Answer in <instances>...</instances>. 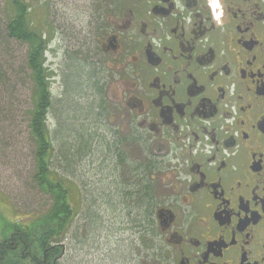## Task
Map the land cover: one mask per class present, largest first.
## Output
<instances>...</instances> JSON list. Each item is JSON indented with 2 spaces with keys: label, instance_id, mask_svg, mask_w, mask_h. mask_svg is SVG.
I'll return each mask as SVG.
<instances>
[{
  "label": "flooded vegetation",
  "instance_id": "af4514ba",
  "mask_svg": "<svg viewBox=\"0 0 264 264\" xmlns=\"http://www.w3.org/2000/svg\"><path fill=\"white\" fill-rule=\"evenodd\" d=\"M91 2L112 149L127 161L121 204L133 214L126 193L145 180L155 197L151 262L264 264V0H222L221 23L206 0ZM18 235L8 242L25 260L66 256L65 241Z\"/></svg>",
  "mask_w": 264,
  "mask_h": 264
},
{
  "label": "rangeland",
  "instance_id": "374dc122",
  "mask_svg": "<svg viewBox=\"0 0 264 264\" xmlns=\"http://www.w3.org/2000/svg\"><path fill=\"white\" fill-rule=\"evenodd\" d=\"M26 1L33 10L40 11L37 25L45 27L47 34L52 32L46 64L56 72L51 86L53 104L48 115L55 157L53 165L67 180L79 186L82 197L79 213L64 238L68 248L66 256L57 264H153L142 252L144 243L140 235L143 228L138 222H129L140 216L128 213L129 208L125 209L121 204L120 193L128 187L122 180L128 177L124 175L121 164H114L109 151V147L112 149V108L109 107L111 114L105 121L89 109L88 105L95 96L84 82L85 76L79 78L84 82L80 90L70 88L66 94L63 93L62 74L77 70L84 60L88 62L89 49L98 45L97 35H91L97 22L93 6L96 4L91 0ZM43 2L48 3V12ZM98 5L99 2L96 10ZM1 6L2 0L0 28L4 20ZM3 40L0 35V49L4 47ZM9 45V53L1 55L0 60L3 72H7L4 77L12 81L16 88H11L10 82L0 81V94L12 95L8 101L3 99L0 102L7 110L6 118L2 120L0 117V235L4 221L18 220L29 224L52 202L50 194L40 191L32 178L34 142L29 136L27 118L23 114V110L30 106L32 88L24 66L26 45L15 41H10ZM78 51L81 52L79 60L72 56ZM93 61L97 62L96 56ZM105 66L109 68L110 64ZM105 86L103 94L107 96L112 93L111 77ZM78 130L82 134L86 132V135L96 131L91 149H86L79 158L72 155L71 147L63 144L70 145V135ZM67 149L70 152V156L65 153L68 163L61 159V151ZM38 257L41 259L40 255Z\"/></svg>",
  "mask_w": 264,
  "mask_h": 264
},
{
  "label": "trees",
  "instance_id": "16d2710c",
  "mask_svg": "<svg viewBox=\"0 0 264 264\" xmlns=\"http://www.w3.org/2000/svg\"><path fill=\"white\" fill-rule=\"evenodd\" d=\"M42 5L45 7V11L48 12V3L43 2ZM1 11L3 12L4 20L0 28V35L4 37V47L0 49V56L9 53L10 50L7 47L10 46V41L26 45L24 66L32 88L29 99L30 106L26 111L23 110V114L27 118L26 126L29 136L34 142V174L32 178L40 191L50 194L52 202L45 211L30 220L29 224H25V222L22 224L18 220L3 222L0 240H6L1 244L0 264H40L41 259L39 257L36 260L32 258L25 260L26 257H19L18 252L12 250V243H9L8 240H15L20 237L18 235L20 234L22 238L26 239L54 241L51 244L63 241L79 213V205H81L82 199L80 197L81 190L76 183L67 180L64 174L60 173L53 165L55 157L48 125V115L53 104L51 86L55 80L56 72L54 68L46 64V51L52 38V32L47 34L46 30H44L45 27L37 25L38 13L35 9H32L31 4L26 0H2ZM80 53L78 51L72 56L79 60L78 56L81 55ZM95 54L94 50L89 49V56L86 57V59L89 57L88 62L84 60V64L79 65L77 70L62 74L63 93L66 94L70 88H78L80 90L81 85L87 82L88 89L92 90L91 92L95 96L88 105L89 109L96 113L101 120L105 121L108 120L111 114L108 110L111 107L110 103L103 94V85L107 81V73L101 65L93 61L94 56L92 55ZM3 69V63L0 60V81L10 82L11 88H16L12 81L4 77L7 76V72H3ZM80 76H85L86 81L81 82L79 80ZM11 96L0 94V102L3 99L8 101ZM111 108L113 111V106ZM6 115L7 110H5L3 105H0L1 119H5ZM81 130H78V132L73 131V135H70V145L63 142V144L71 147L72 155H76L78 158L86 149H91L93 145L92 138L96 135V131L88 132L86 135V132L83 131L82 134ZM109 151L112 152L113 157L117 154L116 164L127 162L126 158L121 156L124 154L122 150L109 147ZM65 153L70 156L68 149L65 152L61 151V159L63 158V160L67 159ZM59 168H61L60 165ZM152 192L151 183L145 180L139 184L138 191L135 192L132 187L127 191L126 195L129 197V201L133 203L132 215L140 216L139 219H133L132 222H138L140 225H147L148 227L147 245L150 249L149 259L155 263L156 259L153 251L157 249V242L155 238L156 230L152 227L151 220L155 204V197ZM8 232L9 235H7ZM140 239L144 242L143 235H140ZM50 254L56 255L57 252L51 251L48 255ZM39 255L41 256V253Z\"/></svg>",
  "mask_w": 264,
  "mask_h": 264
},
{
  "label": "clouds",
  "instance_id": "9594fccd",
  "mask_svg": "<svg viewBox=\"0 0 264 264\" xmlns=\"http://www.w3.org/2000/svg\"><path fill=\"white\" fill-rule=\"evenodd\" d=\"M206 6L211 17L217 22H223V17L225 16V6L222 3V0H206ZM178 8L183 9V5L177 4ZM186 19L191 20V13L188 12ZM231 123V121H229Z\"/></svg>",
  "mask_w": 264,
  "mask_h": 264
},
{
  "label": "bare ground",
  "instance_id": "6f19581e",
  "mask_svg": "<svg viewBox=\"0 0 264 264\" xmlns=\"http://www.w3.org/2000/svg\"><path fill=\"white\" fill-rule=\"evenodd\" d=\"M155 240V239H154Z\"/></svg>",
  "mask_w": 264,
  "mask_h": 264
}]
</instances>
